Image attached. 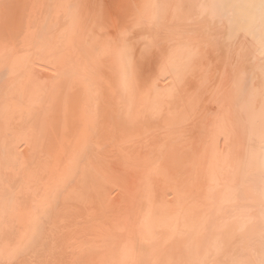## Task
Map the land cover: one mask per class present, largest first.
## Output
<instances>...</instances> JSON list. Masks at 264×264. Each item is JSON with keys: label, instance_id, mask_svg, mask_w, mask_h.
<instances>
[{"label": "bare ground", "instance_id": "6f19581e", "mask_svg": "<svg viewBox=\"0 0 264 264\" xmlns=\"http://www.w3.org/2000/svg\"><path fill=\"white\" fill-rule=\"evenodd\" d=\"M106 1L0 0V264H264V0Z\"/></svg>", "mask_w": 264, "mask_h": 264}, {"label": "rangeland", "instance_id": "374dc122", "mask_svg": "<svg viewBox=\"0 0 264 264\" xmlns=\"http://www.w3.org/2000/svg\"><path fill=\"white\" fill-rule=\"evenodd\" d=\"M90 1L92 2L93 0H90ZM97 1H98V2L100 1V3L103 1L102 4L105 2V0H97ZM110 1H111V2H110ZM117 1H118V0H116L115 2L117 3ZM169 1H170V3H171V2H173L174 0H172V1H171V0H163L164 4L168 5V7L165 5L167 11H165V15L162 16V18L164 17V20H166V19H167V20H171V19H169L170 16L172 17V16H174L175 14H176V15L179 14V11H178V13H177V10H179V9H177V8H179V7H177V1H178V0H177L176 2L174 1V3H172V4H167V3H165V2H168V3H169ZM86 2H87V0H86ZM112 2H114V1H113V0H108V1H106V4H109V3L111 4ZM88 3H89V5H91V3L89 2V0H88ZM102 4H100V5H102ZM104 4H105V3H104ZM174 4H175V6H174ZM104 6H105V5H104ZM108 6H109V5H108ZM170 6H174L173 8H174L175 10H176V9H177V10L175 11V10H173V8L171 7V8H172V12H171V11H168V10H170ZM175 7H177V8H175ZM167 8H168V9H167ZM173 11H174V12H173ZM186 11H187V10H186ZM168 13H169V15H168ZM171 13H172L173 15H172ZM185 13H187V12H185ZM170 14H171V15H170ZM165 22H167V21H164V23H165ZM169 22H170V21H169ZM169 22H167V23L169 24ZM188 22H189V21H188ZM167 23H165V24H167ZM170 23H172V22H170ZM186 23H187V22H186ZM169 25H170L171 28H172L173 24H172V25L169 24ZM205 25H206V23H205ZM154 27H155V26H154ZM154 27H151V29H148V30H147V29H145V30H139V29H138V31H135L133 28H132V29H128V34L130 35V39H131L132 41H135V42H139V41H141V42H139V45H141L140 47H142V45H145V44H146L145 47H146L147 45H148L147 47H151V46L153 45V47H155V48L152 47L153 49H156L157 47H161V49H160V48H159V49H156V50H160L159 52H161V50L163 49L162 46H163V47H164V46H168L169 44H170V46H172V45L175 43V39H174V37L176 38V36L178 35V34L176 35V33H178V32L175 33V30H176V29H174V28H176V27H174L172 30H170V32H169V28H170V27L167 28L168 30H166V29H160V32H161L162 30H163V31H166V32H167V31L169 32V34H166V35H167L166 38H165V33H166V32H163L164 34H162V32H161L160 35H159V31H158V29H155L156 31H155L154 29L152 30V28H154ZM155 28H156V27H155ZM205 28L208 29V30H207V31H208L207 33L209 34V33H210L209 30L211 31V29H209L208 26L205 27ZM183 29H184V28H183ZM187 29H190V28H186V30H187ZM129 30H131L132 32L129 31ZM149 30H150V32H151V30H152V32L154 31L153 34L150 33V32H148ZM173 30H174V32H173ZM184 30H185V29H184ZM202 30H203V28H202L201 30H199V31H200V32L203 34V36H204V35L206 34V31L204 32V33H205V34H204V33L202 32ZM213 30H215V29H212V32H213V33H216V30H215V31H213ZM140 31H142V32H140ZM144 31H145V32H144ZM157 31H158V33H157ZM155 32H156L157 34H156ZM168 32H167V33H168ZM171 32L174 33V35L172 34V35H173V39H172V36H170V35H171V34H170ZM187 33H188V32H187ZM190 33L193 35L192 32H190ZM147 34H148V35H149V34H150V35L152 34V35H151V36L149 35V37H148ZM154 34H155V35H154ZM202 34H201V35H202ZM210 34H211V33H210ZM210 34H209V35H210ZM132 35L135 36V40H134V38H133ZM138 35H139V38L137 37ZM143 35H144V36H143ZM188 35L191 36L190 34H188ZM154 36L156 37V40H157L158 38H160L161 40L158 39V40L156 41ZM163 36H164V37H163ZM206 36H208V35H206ZM211 36H214V34H212ZM144 37H145V38H144ZM157 37H158V38H157ZM170 37H171V38H170ZM208 37H209V36H208ZM208 37H207V38H208ZM142 38H143V39H142ZM162 38H163V40L165 41L166 44H164V41H162ZM177 38H178V37H177ZM177 38H176V39H177ZM204 38H205V37H203V40H204ZM207 38H206V40H207ZM212 38H213V45H212V44H209V48L213 50V48H212L211 46L214 47V42H215L214 39H215V38H214V37H211V39H212ZM146 39H148V40H146ZM169 39H170L171 41H169ZM209 39H210V37H209ZM211 39H210V40H211ZM137 40H138V41H137ZM173 40H174V41H173ZM201 40H202V39H201ZM203 40H202V41H203ZM206 40H205V41H206ZM149 41H150V42H149ZM153 41H154V42H153ZM168 41H169V43H168ZM172 41H173L174 43L171 45ZM211 41H212V40H211ZM148 42H149L150 44H149ZM156 42H158V43H156ZM203 42H204V41H203ZM203 42H202V43H203ZM208 42H209V40H208ZM140 43H141V44H140ZM144 43H145V44H144ZM151 43H153V44H151ZM155 43H156V44H155ZM160 43H161V45H160ZM210 43H211V42H210ZM158 44H159V45H158ZM200 44H201V43H200ZM200 44H199V46H198L199 49L202 48V47H200V46H201ZM204 44L206 45V43H204ZM216 44H217V41H216ZM216 44H215V47H216ZM149 45H150V46H149ZM205 45L202 44L203 47H204ZM143 48H144V46H143ZM166 49H167V47H166ZM166 49H165V51L167 52V50L170 49V48H168L167 50H166ZM156 50H155V51H156ZM163 50H164V49H163ZM170 50H171V49H170ZM152 51L155 53V56H156V55H157L156 53H158V52H157V51L155 52L154 50H152ZM154 53H152V57L149 56L148 58H147V56L142 55L140 50H139L138 53L136 54V59H135V60H136V62H137V64H138V72H139V73L137 72V73H138L137 75H138V77H139V78H138V81H139L140 83L142 82V80L145 81L146 78H148L147 76L150 74V73H149L150 71H149V69H148V65L151 63V58H153V54H154ZM210 55H211V54H210ZM141 56H142V57H141ZM137 57H138L139 60H140V58L145 59V60H143V62H141L142 59H141V61H139V60L137 59ZM146 58H147V59H146ZM146 60H147V61L149 60V61L147 62ZM144 61H145V62H144ZM206 62H207V61H206ZM142 63L146 64L147 66H145V65L142 64ZM148 63H149V64H148ZM198 63H200V62H198ZM198 63H197V64H198ZM142 65H144V66H142ZM198 65H199V64H198ZM200 65H201V63H200ZM143 67H145V68H147V69L144 68V70H143ZM139 68H140V69H139ZM150 69H151V68H150ZM146 71H149V72H146ZM196 71L199 72L198 70H196ZM143 72H145V73H143ZM148 73H149V74H148ZM147 74H148V75H147ZM196 74H197V73L195 72L193 78H198V77L201 75V74H199V73H198V75H196ZM195 75H196V76H195ZM142 77H144V79H143ZM145 77H146V78H145ZM140 80H141V81H140ZM199 82H200V81H199ZM188 87L190 88V89H189V94H192V93H193V96L196 97V95H198V93H199V89H198V88L196 89V88L194 87V85H192V84H189ZM194 88H195V89H194ZM191 89L193 90L192 93H191V91H192ZM194 90H196V91H194ZM197 90H198V91H197ZM194 92H195V93L197 92V93L195 94ZM207 93H209V92H207ZM207 93H206L205 95H200V94H199V95H198V96H200L199 98L196 97V104H197L196 108L200 107V103L202 104V103L204 102L205 104H207V102H205V99H204L205 96L207 95ZM191 96H192V95H191ZM207 97H208V96H207ZM206 100H207V98H206ZM202 101H203V102H202ZM201 106H203V105H201ZM212 107H214V105H213ZM196 110H197V109H196ZM213 111H214V109H213ZM194 112H196V111H194ZM183 113H184V112H183ZM185 113H186V112H185ZM185 113H184V114H185ZM196 113H197V112H196ZM186 115H189V113H186ZM185 117H186V116H185ZM189 123H190V122H188V124H189ZM196 123H197V122H195V124H194V123H191V125L188 127V129H190V131H192L193 134H194V131H195V133H196V137L198 138V134H200L199 132L201 131V128L198 129L199 125L196 124ZM192 124H193V126H192ZM179 125H182V124L179 123ZM196 125H197V126H196ZM191 126H192V127H191ZM192 128H193V129H192ZM195 128H196V129H195ZM155 130H156V129H153V130H150V131H149V134L146 135L148 138H147V137L140 138V139H141V140L139 139L140 142L137 140L138 143H137V141H136V143H135V144L137 145L136 148H133L131 151L128 149V150L125 151L124 153H129V152H130V153L132 154L133 150L135 149L134 152H135V151H138V152H136V153H138L139 156H140V154H141L140 157H143V156H144V157L141 158V160H139L138 162L141 163L142 160H143V162H144L143 164H145V163H146L145 161H147V164H146V165H147V166H150V164L148 165L149 161L147 160V159H149V160H150V163H151V166H153V164H154V165H157V160H158V158H159L158 155H159V154H162L161 156L164 157L165 154H169V152H171L172 149H173L172 147H173V144L175 143L174 141H176V139H177L176 142H178L179 139H180V140H181V139L184 140V138L186 139V135H187L186 133H183V136L185 135V137L180 136L181 132H179L177 136L175 135L176 137H172V140L170 139V137H169L168 139L165 138V140L167 139L168 142H171V143H168L167 141L165 142V140L163 139L164 143H163V141H161V143L163 144L162 147H161V146L158 147V145H157L158 148H162V149H160L161 153H160V151H158L159 154L157 155V158H156V160H155V159H153V158L151 157V156L153 155V153H150V154H152V155H149L148 153H146V154H148V156H150L149 158H148V156H147L145 153H143V152H146V151H147V148H146V150H145V147H144V146H147V145L149 146V138H150L149 135L151 134L152 136H154V135H156V132H159V131H155ZM197 130L199 131L198 134H197ZM153 132H154V133H153ZM157 134H159V135H160L159 137L161 138V134H160V133H157ZM181 135H182V134H181ZM178 136H180V138H179ZM182 137H183V138H182ZM191 137H194V139L192 138L193 141L191 142V141H190L191 138L188 136V139H186L185 141H183L184 144H185V142H186L185 145L182 143V141H180L182 144H180V142H179V143H175V144H179V145H177V146H178V149H179L180 145H181L184 149H186V150H184V151H186V152H185L186 154L183 155V154H182V152H184V151H183V148L180 147L179 150H180L181 153L178 152V150H177V154L175 155L177 161L180 162V160H181V163H182V165H180L179 168H178V169H180V171H179V174H180V175H178V176L176 177L177 180H178V184H176V188H177L176 191H177V192H178V191H179V192H183V190H185V188H186V187H185V186H186V183H187V182L189 183V179H190V178H191L190 181H192V177H191V176L193 175V173H192V169H193L192 167H193V166L191 167V166H189V165H192L193 163H191L192 161L189 163L190 158H188L187 155H188V156L191 155L192 157L195 156V155H193V154L196 152V150H195V149L192 150V145H198V142L200 143V141L198 140L199 138H198L197 140H195V138H196L195 136H192V135H191ZM160 138H158V139L155 138V141L158 140L157 144H158L159 141L161 140ZM147 139H148V140H147ZM173 139H174V141H173ZM146 140H147V142H145ZM169 140H170V141H169ZM239 140H243V139H242V138L237 139V143H238ZM172 141H173V143H172ZM196 141H198V142H196ZM142 142H143V144H142ZM188 142H190L191 147H189L190 145L188 144ZM195 142H196L197 144H196ZM243 142L246 144L245 141H243ZM243 142H242V143H243ZM140 143H141V144H140ZM144 143H147V144L144 145ZM191 143H193V144H191ZM239 143H240V142H239ZM239 143H238V144H239ZM169 144L171 145V147H168ZM175 144H174V145H175ZM187 144H188V145H187ZM139 145H140V146H139ZM165 145H167V146H165ZM170 145H169V146H170ZM241 145L243 146V144H241ZM148 146H147V147H148ZM185 146L189 149V152H187V148H186ZM242 146H240L241 149H242ZM244 146H246V145H244ZM141 147H142V148H141ZM143 147H144V149H143ZM154 147H156V146L154 145ZM246 147H247V146H246ZM246 147H245V148H246ZM139 148H140V149H139ZM166 148H167V150H166ZM169 148H170L171 150H170ZM175 148L177 149L176 146L174 147V149H175ZM190 148H191V149H190ZM243 148H244V147H243ZM245 148H244V149H245ZM155 149H156V148H155ZM174 149H173V151H174ZM176 149H175V150H176ZM181 149H182V151H181ZM140 150H141V151H140ZM156 150H157V149H156ZM168 150H169V151H168ZM190 150H191V151H190ZM194 150H195V151H194ZM242 150H243V149H242ZM155 152H156V151H155ZM158 152H157V153H158ZM162 152L164 153V155H163ZM166 152H167V153H166ZM104 153H106V152L103 151V154H104ZM130 153H129V154H130ZM136 153H135V154H136ZM191 153H192V154H191ZM116 154H118V153H116ZM116 154H115V156H116ZM120 154H121V153H120ZM122 154H123V153H122ZM129 154H128L127 156L124 155V157L122 156L121 158H122V159L124 158V160H128L129 162H130V159H131V163H132V161H133V160H132L133 157L135 158L137 154L135 155V154L133 153V157L131 156L132 158L128 159V157L130 156ZM144 154H145V155H144ZM180 154H181V155H180ZM106 155H107V154H106ZM178 155H179V156H178ZM182 155H183V159H182ZM104 156H105V155H104ZM118 156H120V155L118 154ZM139 156H138L137 158H139ZM145 156L147 157V159L145 158ZM185 156H186V157H185ZM191 156H190V157H191ZM126 157H127V159H126ZM178 157H179V158H178ZM180 157H181V158H180ZM184 157H185V158H184ZM192 157H191V160H192ZM116 158H117V156L115 157V159H116ZM137 158L134 159V160H135V163H136V161L138 160ZM144 158H145V161H144ZM150 158H152L153 161L155 160V161H156V164L154 163L155 161H154V162L151 161L152 159H150ZM161 158H162V157L159 158V161L161 160ZM167 158H168V157H167ZM187 158H188L189 160H188ZM162 159H164V158H162ZM185 159L187 160L188 165H187V163L185 162V161H186ZM193 159H194V157H193ZM183 160H184L185 163L182 162ZM193 161H194V160H193ZM152 162H153V164H152ZM160 162H161V161H160ZM133 163H134V162H133ZM133 163H132V164H133ZM140 163H138V164H140ZM141 164H142V163H141ZM143 164H142V165H143ZM134 165H135V164H134ZM134 165H132V167H133ZM135 166H137V165H135ZM140 166H141V165H140ZM187 166L191 167V169H190L189 167H187ZM132 167H130V168H132ZM137 167H139V166H137ZM137 167H133V169L136 168V170H138ZM117 169L119 170V172L121 171V173H119V176H120V177L122 176L123 171H126V170H127V169L125 168V166H122L120 169H119V167H118ZM121 169H123V171H122ZM124 169H125V170H124ZM130 170H132V169H130ZM181 170H182V171H181ZM139 171H140V170H139ZM133 172H135V170H134V171L132 170V171H131V174H132ZM136 172H137V171H136ZM183 172H184V173H183ZM190 172H191L192 174H191ZM126 173H128V174L130 175V173H129L128 170H127ZM187 173H188V174H187ZM128 174H125V178H127L126 175H128ZM181 174H182V176H181ZM183 174H185V175L187 174V175H186L187 177H186L185 175H183ZM190 174H191V176H189ZM123 176H124V175H123ZM131 176H132V175H131ZM184 176L186 177V179H188V178L190 177V178L187 180V182H185V180H184ZM132 177H134V180L137 179V177L135 178L134 174H133ZM132 177H131V179H133ZM182 177H183V178H182ZM139 178H140V177H139ZM120 179L122 180L121 183H120L119 181H117V180H116V181H117L119 184H121V186H123V183H125V182H126V184H125L126 186L129 185V183L127 184V180L129 179L128 181H130V177H129V176H128V178H127L126 180H124L123 178H120ZM169 179H170V178H169ZM118 180H119V179H118ZM134 180H133V182H135ZM180 180H182L183 183L185 182V183H184V184H185V185H184V189H183V185H181V182H182V181H180ZM122 182H123V183H122ZM130 183H131L133 186L135 185L134 183H132V180L130 181ZM171 183H173V184H171ZM183 183H182V184H183ZM188 183H187V184H188ZM119 184H118V185H119ZM131 184H130V186L133 187ZM170 184L175 186V184H174V178L171 180V182L169 183V185H170ZM190 184H192V182H190ZM190 184H189V185H190ZM125 185H124V186H125ZM189 185H188V186H189ZM106 186H108V185H106ZM130 186L127 187L126 189H125V187H124V189L126 190V191L124 190V191L126 192V194L128 193V191H130V192L128 193V195L130 194L129 196H131V193L133 192V191H132V188H131ZM180 186H182V187H181L182 190L179 189ZM188 186H187V187H188ZM108 187H109V186H108ZM134 187H135V186H134ZM169 187H170V186H169ZM179 192H178V193H179ZM128 195H127V196H128ZM124 196H126V195H124ZM129 196H128V197H129ZM102 197H103V198H104V197L107 198L108 195H107V194H104V195H102ZM122 198H123V197H122ZM125 198H126V197H125ZM116 199H117V198H116ZM118 199H120V198L118 197ZM118 199H117V200H118ZM123 199H124V198H123ZM123 199H120V200H118V201H122ZM129 199H130V198H129ZM125 204H126V203H125Z\"/></svg>", "mask_w": 264, "mask_h": 264}]
</instances>
